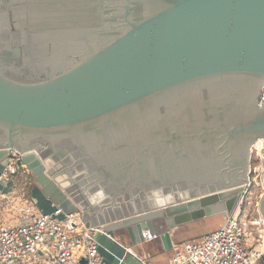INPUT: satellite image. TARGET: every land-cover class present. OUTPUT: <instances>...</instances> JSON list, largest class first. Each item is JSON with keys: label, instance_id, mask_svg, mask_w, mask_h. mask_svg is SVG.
<instances>
[{"label": "water", "instance_id": "obj_1", "mask_svg": "<svg viewBox=\"0 0 264 264\" xmlns=\"http://www.w3.org/2000/svg\"><path fill=\"white\" fill-rule=\"evenodd\" d=\"M262 88L264 0H0V161L21 152L86 227L133 242L160 228L171 248L235 214L264 144Z\"/></svg>", "mask_w": 264, "mask_h": 264}, {"label": "built area", "instance_id": "obj_2", "mask_svg": "<svg viewBox=\"0 0 264 264\" xmlns=\"http://www.w3.org/2000/svg\"><path fill=\"white\" fill-rule=\"evenodd\" d=\"M260 101L264 102V88ZM255 144L252 148L257 149ZM21 157V152L9 149L0 169V184L24 169L27 171ZM243 211L237 217L235 214L225 217L221 225L204 233L200 240L183 241L181 248H175L169 264H255L264 254V218L257 206V218L252 219V213ZM100 230L86 227L80 213H68L57 205L45 212L32 200L28 201L21 207L17 221L0 222V264H19L31 259L41 264H105L95 238ZM157 236L143 231L146 239ZM138 259V264H152Z\"/></svg>", "mask_w": 264, "mask_h": 264}, {"label": "crops", "instance_id": "obj_3", "mask_svg": "<svg viewBox=\"0 0 264 264\" xmlns=\"http://www.w3.org/2000/svg\"><path fill=\"white\" fill-rule=\"evenodd\" d=\"M5 160L6 158L0 161V169ZM24 174L20 172L0 186V222L17 221L21 214V207L31 200L41 211L45 212H50L56 206L35 183L31 185L32 181L28 174L26 172ZM28 184L31 186L29 187ZM223 217L225 218V216ZM213 219L196 221L171 233V248H166L163 245L160 239L162 233L160 228L156 229L155 233L158 235L156 238L146 239L143 237L142 240L133 242L125 228L117 227L110 234L100 224H91L90 227L101 229L95 233V238L100 245V252L105 264H138V258H143L152 264H169L175 248H181L183 241L187 239L200 240L204 233L223 223L220 220L213 223ZM126 248H129V251H126ZM35 262L41 264V261ZM255 264H264V254Z\"/></svg>", "mask_w": 264, "mask_h": 264}, {"label": "rangeland", "instance_id": "obj_4", "mask_svg": "<svg viewBox=\"0 0 264 264\" xmlns=\"http://www.w3.org/2000/svg\"><path fill=\"white\" fill-rule=\"evenodd\" d=\"M55 53H60V51H55ZM41 58L43 59V61L46 64L49 63H54L53 59H50V55L43 57L41 56ZM259 142V141H258ZM264 145V144H263ZM262 157L264 158V147L262 149H260V147L258 146V149L256 148H252V153H251V160H250V173H249V180L251 182L250 184V188L249 191L246 194V199L249 200L248 204L246 206V211L249 210L248 212L252 213L250 216L251 218H257L258 214H256V204L259 203V200L261 198V196L264 193V182H263V169H264V159H262ZM23 172V174L26 172L25 169ZM25 175V174H24ZM34 184V182H32V185ZM2 184H0L1 186ZM250 202V203H249ZM252 202V203H251ZM243 211V213H246V211ZM239 214V209L235 212V217H237V215ZM213 219V218H212ZM226 218L223 217V215H217L214 219H213V223L217 222L218 220H220L221 222L225 221ZM212 225V224H210ZM19 264H36L34 259H31L30 261L27 262H20Z\"/></svg>", "mask_w": 264, "mask_h": 264}, {"label": "bare ground", "instance_id": "obj_5", "mask_svg": "<svg viewBox=\"0 0 264 264\" xmlns=\"http://www.w3.org/2000/svg\"><path fill=\"white\" fill-rule=\"evenodd\" d=\"M44 18H45V19H49V18H48V15L46 16V14H44V15L42 16V20H43ZM51 19H52V18H51ZM35 35H37V34H35ZM35 35L33 34V37H34ZM37 38H39V36H38ZM25 41H26V42H29V43H32L29 35H25ZM255 145H256V146H259L260 149L264 147V145H263V143H262L261 141L257 142ZM257 149H258V148H257ZM86 218L89 219L88 217H86ZM89 220H90V219H89Z\"/></svg>", "mask_w": 264, "mask_h": 264}, {"label": "trees", "instance_id": "obj_6", "mask_svg": "<svg viewBox=\"0 0 264 264\" xmlns=\"http://www.w3.org/2000/svg\"><path fill=\"white\" fill-rule=\"evenodd\" d=\"M23 168V167H22ZM22 170V169H21ZM28 177L30 178V181H32V179H31V177L28 175ZM33 182V181H32ZM29 185V187L32 185H30V184H28ZM28 187V188H29ZM250 188V187H249ZM249 188L247 189V192L249 191ZM247 192H246V194H247ZM246 194H245V197H244V199L242 200V202H241V204L239 205V211H243V210H245L246 209V206H247V204H248V201L249 200H247L246 199ZM252 203V202H251ZM247 211H249V210H247Z\"/></svg>", "mask_w": 264, "mask_h": 264}, {"label": "flooded vegetation", "instance_id": "obj_7", "mask_svg": "<svg viewBox=\"0 0 264 264\" xmlns=\"http://www.w3.org/2000/svg\"><path fill=\"white\" fill-rule=\"evenodd\" d=\"M251 160V159H250Z\"/></svg>", "mask_w": 264, "mask_h": 264}]
</instances>
